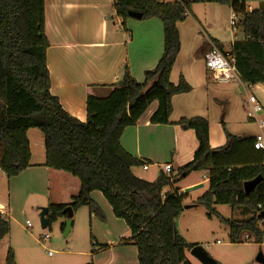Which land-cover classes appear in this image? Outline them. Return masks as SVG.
Wrapping results in <instances>:
<instances>
[{
	"label": "trees",
	"instance_id": "16d2710c",
	"mask_svg": "<svg viewBox=\"0 0 264 264\" xmlns=\"http://www.w3.org/2000/svg\"><path fill=\"white\" fill-rule=\"evenodd\" d=\"M204 1L229 6L237 15V32L242 39L236 36L229 55L235 60L242 83L264 85V9L249 12L242 0ZM191 3L114 0L115 15L124 29L130 11L141 13L142 20L162 21L164 52L158 65L145 72L142 83L125 68L122 80L109 87L107 96L90 95L87 120L81 122L69 115L50 91L45 0H0V171L12 179L31 167L28 131L39 130L44 139L45 167L68 173L81 185L71 204L49 206V226L64 217L62 212L67 207L74 213L86 207L90 214L105 219L91 199V194L98 191L114 216L131 231L138 264H192L186 252L198 244H189L177 229L188 195L180 190L165 191L191 173L207 172L209 179L207 192L192 207H204L209 219L217 217L229 229L231 244L252 239L262 243L264 153L254 150V137L241 138L226 132V145L212 149L208 121L200 117L182 119L177 125L195 132L198 151L191 162L172 168L171 173L161 172L153 182L134 174L133 169L143 164L121 145L124 132L136 125L151 104H159L151 123L169 125L173 96L191 91L183 78L177 85L170 81L181 49L177 24L185 20ZM215 46L224 50L218 42ZM258 176L262 181L247 195L244 183ZM216 206L241 210L245 219H224ZM9 232V219L0 212V243ZM5 264H17L12 249Z\"/></svg>",
	"mask_w": 264,
	"mask_h": 264
},
{
	"label": "crops",
	"instance_id": "0c3cea01",
	"mask_svg": "<svg viewBox=\"0 0 264 264\" xmlns=\"http://www.w3.org/2000/svg\"><path fill=\"white\" fill-rule=\"evenodd\" d=\"M242 1L249 12L264 9V0ZM113 3L114 0H45V31L50 43L47 51L50 91L59 99L62 108L81 122L87 120L86 103L90 95L107 96L109 87L122 80L125 68H128L138 83H142L145 72L153 70L158 65L164 52V26L160 19L130 18L124 29L121 20L115 15ZM232 14L229 6L203 0L192 2L185 20L177 24L181 49L173 66L170 81L177 85L183 78L190 85L191 91L173 96V111L169 125L151 123V118L159 107L158 102H154L136 125L124 132L121 138L123 149L143 164L133 169L138 178L153 182L164 171V165L169 164L172 168L178 169L191 162L199 148L198 140L194 131L183 130L177 124L182 119L195 117L210 122L212 105L224 104L231 100L232 95L227 93V89L235 82L211 81L205 64V55L215 46V42L223 46L224 52L230 50L238 35V32L233 35L230 31ZM256 87H259L257 91L264 98V85ZM258 99L264 107L263 100L259 97ZM33 130L35 129L28 131L32 153L31 167L12 179H8L0 171V212L6 218L14 201L41 198L43 201L41 208L43 206L49 208L50 205L71 204L73 198L80 192L81 185L77 178L63 171L45 167L44 139ZM31 135L35 139L34 145ZM209 141L212 149L223 147L227 143L226 135L217 134L210 125ZM35 148L40 150L38 159H35ZM208 181L207 172L191 173L165 191L180 190L181 193L188 195L187 200H191V203L185 205L192 206L194 201L207 192ZM6 183L8 189L3 188ZM4 197H8V202L5 203ZM91 199L106 215L110 213L114 215L111 206L100 192H93ZM193 208L204 207L185 209L177 220V229L189 244L200 245V241L192 234L197 225L186 216ZM215 210L225 219L219 213L218 206ZM233 213L235 215L237 211ZM109 217L112 219L110 215ZM61 219L64 220L61 224L62 231H65L63 225L67 218L64 216ZM181 219L186 223L183 228L180 227ZM217 219V217L209 219L206 214L200 225L204 226L206 223L210 226L216 225ZM107 236L108 239L103 244L97 240L93 242L92 246H102L91 253L93 264H137L134 259L128 261L125 255L124 249H128L127 251L133 253L135 260H138V252L133 245L129 228L128 232L122 235L108 232ZM119 247L125 248L117 252ZM76 254L78 257L89 255L88 252ZM208 254L215 260L225 262L224 256L218 253ZM186 257L192 264H201L190 251L186 252ZM262 259L260 262L264 263V257Z\"/></svg>",
	"mask_w": 264,
	"mask_h": 264
},
{
	"label": "rangeland",
	"instance_id": "374dc122",
	"mask_svg": "<svg viewBox=\"0 0 264 264\" xmlns=\"http://www.w3.org/2000/svg\"><path fill=\"white\" fill-rule=\"evenodd\" d=\"M192 2H203V0H191ZM227 93L232 95L229 102L224 104H213L210 111V122L212 130L217 134L230 133L236 137L249 138L256 137L261 134L258 124L249 118V107L247 106L246 94L244 89L239 85L238 81H234ZM223 87V86H222ZM254 86L252 94L263 100L262 95ZM264 89V87H263ZM248 94H251L250 88L246 87ZM261 100V101H262ZM260 120L264 119V113L259 116ZM35 134H42L39 130H33ZM264 134V131H263ZM34 135V133H33ZM31 135V141L34 145V136ZM39 148H35V159H38ZM8 189V184L3 186ZM8 193V192H7ZM4 201L8 202V197H4ZM191 200L185 203L189 204ZM43 201L41 198L21 199L12 202L7 213L10 222V232L0 243V264H5V259L9 249L15 253L17 264H93L92 254L99 246H92L97 240L104 243L108 239L107 233L113 235H122L128 232L126 223L117 219L110 213L106 215L103 209L105 219L98 215L90 214L88 208L83 207L74 213L73 226L70 234L66 235L62 231L63 219H58L49 227L43 229L41 226V212ZM8 205V203L6 204ZM9 208V206H8ZM46 208V206H43ZM218 211L225 219L235 218L243 220L245 217L240 215L241 210L233 213L230 206H218ZM208 212L204 208H193L186 213L187 219L191 220L197 226L192 230V234L207 253H218L223 257L222 260H216L219 264H264L259 261L260 256L264 257V227H262V243L259 244L255 239L247 243L232 246L229 240V229L220 221L216 220V225H200ZM185 216V217H186ZM182 217V218H185ZM181 219L180 227H185L186 223ZM32 224V228L27 229L26 222ZM48 235L50 239L44 244L41 240ZM125 247L117 248V252ZM125 255L129 260L136 261L134 255L128 249H124ZM88 252V256H80L76 253Z\"/></svg>",
	"mask_w": 264,
	"mask_h": 264
},
{
	"label": "built area",
	"instance_id": "2783aa9c",
	"mask_svg": "<svg viewBox=\"0 0 264 264\" xmlns=\"http://www.w3.org/2000/svg\"><path fill=\"white\" fill-rule=\"evenodd\" d=\"M161 3H175L181 2V0H158ZM237 23L238 17L233 12L231 15V33L234 35L237 32ZM230 50L228 52H224L219 50L217 47L213 46L205 55V64L207 68V72L209 74V78L213 82L219 83H227L232 81H238L239 85L244 89L246 94L247 106L249 107V118L258 123L259 129L261 130V134L255 137L253 147L255 151H259L264 153V119L260 120L259 116L264 113L263 104L259 101V99L252 94L254 86H248L241 82L238 72L236 69V64L234 58L229 55ZM246 87L250 88L251 94H248L246 91ZM264 164V160H263ZM163 170L166 173H171L172 166L167 164L163 166ZM27 229L32 228V224L27 221L26 222ZM245 240L248 238L244 237ZM50 239L48 235H46L42 240L41 244H44Z\"/></svg>",
	"mask_w": 264,
	"mask_h": 264
},
{
	"label": "water",
	"instance_id": "95a60500",
	"mask_svg": "<svg viewBox=\"0 0 264 264\" xmlns=\"http://www.w3.org/2000/svg\"><path fill=\"white\" fill-rule=\"evenodd\" d=\"M129 17L135 20H142L143 15L138 12H129ZM262 181V177L258 176L256 179L244 183V191L248 195L252 191L256 189L258 184ZM192 206H185V209H189ZM63 216H66L67 220L65 222V234L68 235L70 228L73 225V217H74V211L72 210L71 207H67L66 209L63 210L62 212ZM49 208H42L41 212V226L43 229H46L49 226ZM190 254L196 258L201 264H219L215 259H213L206 251L205 249L198 245L194 247L191 251ZM259 261H263L262 257L259 258Z\"/></svg>",
	"mask_w": 264,
	"mask_h": 264
}]
</instances>
